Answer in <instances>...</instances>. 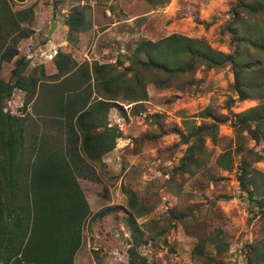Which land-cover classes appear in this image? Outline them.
Here are the masks:
<instances>
[{
    "label": "rangeland",
    "instance_id": "1",
    "mask_svg": "<svg viewBox=\"0 0 264 264\" xmlns=\"http://www.w3.org/2000/svg\"><path fill=\"white\" fill-rule=\"evenodd\" d=\"M235 1L168 0L163 6H153L145 0H0L7 4L18 30L28 32L18 44L19 56L29 60L28 73H39L42 68V79L48 86L58 82L52 81L57 73L53 58L58 53L69 55L78 65H117L120 61L121 67H127L137 42H156L179 34L205 40L214 50L228 54L237 46L227 30L229 8ZM74 9L83 18L82 31L77 33L65 25ZM240 18L242 24L237 28L264 21V15L258 20L246 15ZM52 23L57 26L49 35ZM239 48L242 62H260L246 80L264 77V53L243 49L242 44ZM12 69L13 61L3 63L0 78L9 81ZM38 73L36 77L41 76ZM232 84L230 66L215 70L199 67L169 88L157 89L146 83L148 100L142 105L116 102L121 110L109 111L108 127L118 129L121 138L113 151L91 165L97 181H79L91 215L83 227L74 264H129L132 242L125 222L128 214L143 233V244L136 252L147 264H246V245L264 233V215L255 216L257 209L241 191L237 166L242 158L263 174L259 179L264 180V136L256 143L244 134L239 148L232 125L222 124L215 140L205 138L201 144L202 166L179 173L177 168L188 145L171 132L177 128L185 134V123L210 124L209 119L195 117L206 108L229 115L264 104V88H257L249 91L253 100L236 105ZM24 96L15 90L4 112L26 116L27 123L38 120L32 107L35 99L24 108ZM38 131L46 132L42 124ZM221 154L226 155L218 160ZM257 157L262 159L257 161ZM229 163L232 168L224 169ZM133 200L135 210L131 209ZM106 207L118 209L98 217L96 214ZM217 233L228 248L222 259L209 261L215 254L210 237ZM198 240L204 242L201 259L193 251Z\"/></svg>",
    "mask_w": 264,
    "mask_h": 264
},
{
    "label": "trees",
    "instance_id": "2",
    "mask_svg": "<svg viewBox=\"0 0 264 264\" xmlns=\"http://www.w3.org/2000/svg\"><path fill=\"white\" fill-rule=\"evenodd\" d=\"M145 1L163 6L168 0ZM7 8V4L0 2V67L13 61L9 81L0 78V264H74L82 245L83 227L91 215L79 181H97L91 165L113 151L121 138L118 129L108 127L109 111L121 110L116 102L142 105L148 100L146 83L157 89L169 88L176 79L194 73L199 67L205 70L231 67L232 99L236 105L254 99L249 91L264 88V77L246 80L260 62H242L239 48L242 44L243 49L249 47L264 53V21L257 19L264 15V0H236L230 6L227 30L231 42L237 46L228 54L214 50L205 40L179 34L156 42H137L127 67H121L120 61L117 65L96 62L78 65L69 55L58 53L53 58L57 73L52 79L58 82L52 86L43 82L42 68L39 73L35 70L28 73L29 60L18 53V44L28 37V32L18 30ZM242 15L258 22L237 28L242 24ZM65 25L72 33L82 31L81 14L72 10ZM37 73L41 76L36 77ZM15 90L24 92V108L35 99L32 107L38 120L27 123L26 116L4 112V105ZM195 117L209 119L211 123L197 126L185 123V134L177 128L171 131L188 145L177 168L179 173L202 166L201 144L205 138L215 140L222 124L232 125L239 148L244 134L256 143L264 136V104L229 115L215 114L206 108ZM41 124L46 132L39 134ZM225 155L221 154L218 160ZM223 167L232 168L231 163ZM237 170L241 191L257 209L255 216L264 215V180L259 179L263 174L251 169L242 158ZM116 209L106 207L96 215L102 218ZM131 209H136L134 200ZM125 222L132 242L129 264H147L136 252L143 244L142 231L131 214L125 217ZM211 235L215 254L209 256V261L222 259L228 245L218 233ZM246 248V264H264V233ZM193 251L197 259L203 257V240H198Z\"/></svg>",
    "mask_w": 264,
    "mask_h": 264
},
{
    "label": "water",
    "instance_id": "3",
    "mask_svg": "<svg viewBox=\"0 0 264 264\" xmlns=\"http://www.w3.org/2000/svg\"><path fill=\"white\" fill-rule=\"evenodd\" d=\"M57 26V23H52L50 25V29H49V35L51 34V32L54 30V28Z\"/></svg>",
    "mask_w": 264,
    "mask_h": 264
},
{
    "label": "built area",
    "instance_id": "4",
    "mask_svg": "<svg viewBox=\"0 0 264 264\" xmlns=\"http://www.w3.org/2000/svg\"><path fill=\"white\" fill-rule=\"evenodd\" d=\"M53 55H56V51L53 52ZM50 57L53 58L54 56H50ZM247 102H248V101H247ZM244 103H246V102H244ZM244 103H243V104H244ZM109 127H110V126H109Z\"/></svg>",
    "mask_w": 264,
    "mask_h": 264
}]
</instances>
